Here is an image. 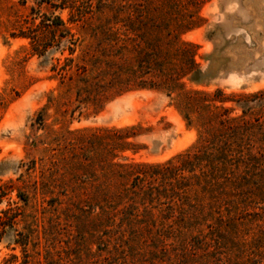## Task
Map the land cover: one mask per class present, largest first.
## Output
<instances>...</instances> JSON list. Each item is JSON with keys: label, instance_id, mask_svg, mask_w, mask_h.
<instances>
[{"label": "trees", "instance_id": "obj_1", "mask_svg": "<svg viewBox=\"0 0 264 264\" xmlns=\"http://www.w3.org/2000/svg\"><path fill=\"white\" fill-rule=\"evenodd\" d=\"M47 2L68 7L110 48L104 65L92 56L89 68L80 66L87 75L75 83L78 96L175 93L177 110L199 135L164 162L122 163L113 160L117 152L140 148L127 140L134 134L105 130L95 137L93 190L67 197L62 214L61 200L46 198L52 191L43 176L22 186L0 182V243L10 250L3 264H264V89L234 100L240 113L231 115L221 90L186 88L196 45L179 36L202 19L163 13L161 3L173 0ZM59 25L44 14L21 35L40 53Z\"/></svg>", "mask_w": 264, "mask_h": 264}, {"label": "rangeland", "instance_id": "obj_2", "mask_svg": "<svg viewBox=\"0 0 264 264\" xmlns=\"http://www.w3.org/2000/svg\"><path fill=\"white\" fill-rule=\"evenodd\" d=\"M160 10L201 17L179 36L196 45L197 68L193 77L183 78L185 87L221 90L228 98L222 105L232 108L231 115L239 114L234 100L264 89V0H173L161 3ZM44 14L59 17L64 26L46 34L49 45L39 53L21 32L40 23ZM72 14L68 7H50L47 0H0V182L22 186V180L43 176L52 191L46 198L61 200V214L67 197L83 198L93 190L99 173L95 137L105 136V130L134 134L127 140L140 148L117 152L113 160L122 163L164 162L191 148L199 135V127L188 125L177 110L175 93L132 88L106 93L98 102L91 100L95 95L89 100L78 96L75 83L87 75L80 66L89 68L92 56L102 65L111 57L107 41ZM9 253L1 242L0 264Z\"/></svg>", "mask_w": 264, "mask_h": 264}]
</instances>
